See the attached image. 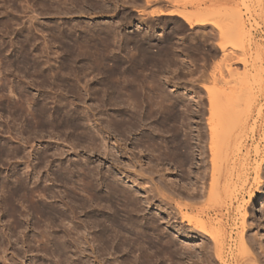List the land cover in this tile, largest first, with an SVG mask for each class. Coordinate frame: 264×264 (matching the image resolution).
Listing matches in <instances>:
<instances>
[{
    "label": "rangeland",
    "instance_id": "1",
    "mask_svg": "<svg viewBox=\"0 0 264 264\" xmlns=\"http://www.w3.org/2000/svg\"><path fill=\"white\" fill-rule=\"evenodd\" d=\"M239 1L0 0V264H219L185 218L202 216L224 229L226 254L243 227L249 250L230 264H264V0L244 1L252 16ZM233 8L260 54L240 137L252 192L209 211L206 88L233 84L243 50L217 17L190 26L180 13Z\"/></svg>",
    "mask_w": 264,
    "mask_h": 264
},
{
    "label": "bare ground",
    "instance_id": "2",
    "mask_svg": "<svg viewBox=\"0 0 264 264\" xmlns=\"http://www.w3.org/2000/svg\"><path fill=\"white\" fill-rule=\"evenodd\" d=\"M244 1H250V0H240L239 2H241L242 6L245 5L246 9H245V7H244V9L247 10V12L250 14V16H252L253 15V11L252 10H254V9H252L250 6L253 5L252 2H254V1L252 0L250 2V4L252 3L251 5L245 3ZM259 2H260V0L258 1V3ZM258 6H259V4H258ZM260 6H261V4H260ZM241 11L242 10L240 8H233L230 11H227L226 14H223V13H221L218 10L211 11V12L210 11H205V14L203 16H200L201 15L200 12L199 13H180L182 15V18L184 19V21L186 23H188L190 26L192 24H194V23H198L199 26L202 25V24L204 25L205 23L208 24V22L210 20H213V19H211L213 16L217 17L218 18V21H215V18H214V22L217 23V25L216 24L215 25L218 26V28H219L220 31H222V29L225 28L224 25L226 27H228V28H225V30L226 29L229 30V28H230L231 31L229 30V35H232L233 36V39H234V44L233 45L236 46L235 47L236 50H237V47H241V49L243 50L242 53H241V56H240L241 57L240 58V61H242V65H244V68H243L244 69V72L243 73H240V74H237L236 73L237 69L235 71L234 68H230L231 66L228 67V69L226 68L227 69L226 71H228V73H229L227 75H229L230 77L233 78L232 79L233 81L230 80V82H232L233 84L230 86L227 83L229 85V88H226L224 90H218L216 88V86H218L217 84H218V77L219 76H216L215 75L217 77V79H216L215 76L213 75L214 76V78H213L214 79L213 80V85H211V87L206 88L207 100H208V118H207L206 121H207V126H208L207 128L209 130V132H208V135H209L208 136V139L209 140H208V144L206 143V145H208V149H209V154H210V160H209V162L211 164V168H210V173H209L210 174V177H209L210 184L208 183L209 184L208 189L206 188L207 190H205L203 192H206V194H205L206 204L209 207H211V208H209V211L215 210L216 207H222V206H225V205L228 206V203L232 200L233 197L235 199L237 196H239V195L241 196L242 193H245V191H247L248 193H251L252 192V189L251 188H248L247 189V184H248L247 183V180L248 179L246 178V163H245V160H247L246 159L247 157L245 158L244 155H242L243 148H245V143H244L243 140H241L240 137H241L242 131L245 130L244 129L245 125L249 121L248 120V115L251 114L250 112L253 110V106H254V103H255V99L257 97L256 96V91L254 90V88L257 86V88L260 89L261 83H262V80H261V77L260 76H262V75H260L259 69L255 66V63H257L256 62V59H259L260 54L258 53L259 56H256V55L254 56L250 52V51H252L251 49L254 47L253 46L254 42H253V39H252V32L250 30V28L252 29L253 27H250L249 26L251 24L248 25V23L246 22V19H244L243 14H242ZM263 13H264V9H263ZM158 14L159 15H163V14H165V12L164 11L162 12V10H161V11L158 12ZM257 15H258V13H257ZM245 18H247V15H246ZM253 19H255V18L253 17ZM247 20H248V18H247ZM248 22H249V20H248ZM259 23H260V21H259ZM253 24H254V22H253ZM256 25H255V27H256ZM212 30H214V28ZM227 32L225 33L224 30H223V33L227 34ZM257 32H258V30H257ZM217 33H218V31H217ZM217 33H216V36H217ZM203 34H204V32H203ZM255 34H256V32H255ZM253 38H254V36H253ZM263 39H264V35H263ZM223 42H225V41L223 40ZM263 43H264V41H263ZM238 50H239V48H238ZM205 70H207V69H205ZM202 71H204V70H202ZM205 75L203 74V76H205ZM221 75H223V74H221ZM197 77H198V75H197ZM199 77H201V76H199ZM206 79H208V78H206ZM220 79H221V76H220ZM221 81H223V80H221ZM221 83H223V82H221ZM225 85H226V83H225ZM222 88H224V87H222ZM259 98H261V97H259ZM262 102H264V100ZM167 106H168V104H167ZM171 106H168V107H171ZM186 107H188V106H186ZM259 109L261 110L262 108H258V112H260ZM175 112L172 111V110H168V112L166 114L167 116L165 117V119H166L165 120V122H166L165 124H167V126H168L167 129L170 131V133H172V130L175 131V124H176L177 121L178 122L180 121L178 119L179 116H177L178 114L175 115L176 114ZM203 112H204V110H203ZM258 116L254 117L255 120H256V118ZM254 130H255V123L252 125V127H251V125L249 126V131H247V132L250 133V131H251L252 133H254ZM180 139H179V133L176 132V133L172 134V137H171V141L172 142L169 143V144H172V145L170 146L168 144L169 145V148L171 150V153L172 152L174 153V151H176V149H179L181 147V140ZM168 141L170 142V140H168ZM199 148H201V147H199ZM177 154H178V152H177ZM170 156H172V155H170ZM254 170H256V169H254ZM257 177H259V175H257ZM204 186H205V184H204ZM204 189L205 188H203V190ZM200 190H202V187H201ZM190 193H192V192H190ZM193 194H195V193L193 192ZM261 194H262V191L261 190L260 191L259 190H255L254 197L255 198L256 197H259ZM198 195H200V194H198ZM241 197H243V196H241ZM199 198H200V196H199ZM201 198H202V196H201ZM202 200H203V198L201 199V201ZM240 207H241V204L239 205V208ZM175 212H177V211H175ZM238 214H239V211H238ZM206 216L209 218L210 215H206ZM214 216H215V213H214ZM185 218L188 221V223H190V224L193 225L194 228H197L198 230L202 231L203 233H205L212 240L213 253H214L215 257L217 258V260L219 261V264H230V261H229L231 259L230 257L233 255V253L235 252V250L242 249V251H244V250H247V248H248L247 247L248 245L246 246L247 243H246V241L244 239V236H243V227H242L239 235L237 236V239L235 238L236 241L234 240L235 241V243H233L234 247L232 248L233 245L230 246L229 244H227V246L229 245V247L227 248V250L229 249V251L226 254L225 253L226 252L225 251V245L227 243V238L225 236L226 234L224 233V229H222L219 224H215L216 222L213 223L211 221H208L204 216L197 217L196 219H193L192 218L193 220H191L189 217H185ZM222 227H223V225H222ZM232 239H234V238H232ZM155 246H157V245H155ZM203 246H205V245L203 244ZM250 249H253V248H250ZM173 250H174V248H173ZM251 252H252V250H251ZM252 255H254V254H252ZM173 258H175V257H173ZM154 259H155V257H154ZM174 263H175V261H174Z\"/></svg>",
    "mask_w": 264,
    "mask_h": 264
}]
</instances>
